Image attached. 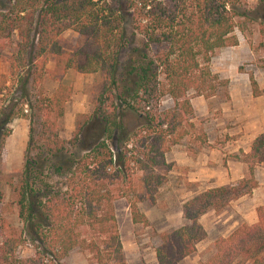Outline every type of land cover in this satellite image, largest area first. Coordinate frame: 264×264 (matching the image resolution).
I'll use <instances>...</instances> for the list:
<instances>
[{"label":"trees","instance_id":"16d2710c","mask_svg":"<svg viewBox=\"0 0 264 264\" xmlns=\"http://www.w3.org/2000/svg\"><path fill=\"white\" fill-rule=\"evenodd\" d=\"M242 19L261 21L264 37V1L250 18L241 0H0V55L10 50L0 87V170L6 127L24 118L28 142L14 204L33 247L31 256H16L25 239L0 215V264H62L74 248L95 264H128L113 203L125 199L132 223H148L138 204L155 203L173 167L165 154L187 135L181 126L193 114L188 92L207 99L222 89L227 96L228 80L210 63L217 49L238 44L234 31ZM66 30L83 38L70 52L61 44ZM50 60L61 70L58 81L69 69L105 78L91 114L64 140L56 119L71 92L61 83L50 96L42 92ZM14 85L17 95L9 97ZM164 97L173 106L162 110ZM128 111L140 120L131 131L122 121ZM232 157L247 165L248 176L186 200V223L160 235L158 264H179L196 251L207 235L203 214L251 194L254 166L264 162V131L248 152ZM256 218L216 239L205 264H264V205Z\"/></svg>","mask_w":264,"mask_h":264},{"label":"rangeland","instance_id":"374dc122","mask_svg":"<svg viewBox=\"0 0 264 264\" xmlns=\"http://www.w3.org/2000/svg\"><path fill=\"white\" fill-rule=\"evenodd\" d=\"M263 1L241 0V5L248 11L249 17L253 18ZM260 23L261 21L256 19H242L240 29L234 31L238 40L245 41L250 45L255 55L253 62L257 63V65H261V56H264V37L259 32ZM61 37V44L67 52L73 51V49L83 42V38L72 30H66L62 33ZM220 49L226 51L230 50V47ZM220 49H217L214 53L213 58L215 61L220 53ZM9 54L10 50L2 52L0 55V66H2V63H6L5 60ZM47 68L50 73H47L40 85L42 92L46 96H50L57 89L59 83L70 88L69 99L62 106L63 115L56 119L58 138L63 140L68 139L74 132L77 121L81 120L83 116L91 114L94 109L96 94L101 92L102 87L105 85V78L100 72L81 73L69 69L62 79L58 81L55 79V73H60L61 70L55 67V63L52 60L48 62ZM241 68L249 71V73L251 72L250 66H241ZM3 81L4 78L0 87L3 85ZM4 86H8V83H5ZM17 92L18 90L14 85L9 97H15ZM218 92L222 93L223 90L219 89ZM193 95H196L193 91L188 92L189 100ZM172 106L173 102L168 97H164L159 102V108L162 110ZM192 116L181 126L187 130V135L179 143L175 144H181L182 148L189 149L190 152H194V149L200 147L202 144V136L204 135L202 123L205 120L204 118L192 119ZM122 121L129 131L133 130L140 122L138 117L129 111L125 113ZM188 122L193 126L191 127ZM6 129L9 130V135L5 138L2 149L0 179L3 199L0 202V215L11 223L16 229L17 235L25 239V242L18 247L16 256L27 257L33 254V247L27 240L23 224L17 217L14 202L16 200L15 187L19 181V172L22 168L28 142V121L24 118H16L12 123L7 125ZM38 144L36 143L35 146ZM229 157H232V155H229ZM175 184L176 178L168 172L166 181L157 191L155 203L150 204L148 201H143L138 204L139 211L148 219L147 224L132 223L125 199L122 198L114 201L117 226L125 259L128 264H158L155 250L160 244V235L186 223L183 217L182 204L193 197L194 194L188 191L182 192L183 187ZM10 209L14 211L11 212ZM200 218H202V226L206 230L207 235L196 244V251L183 258L179 264H205L214 253L215 240L222 238V235L228 234V231L232 230L234 225H240L236 223L241 221L242 214L237 213L229 202L223 209L218 211L209 210ZM47 263V261H44V264ZM62 264H95V262L89 254L80 251L78 248H74L63 259Z\"/></svg>","mask_w":264,"mask_h":264},{"label":"crops","instance_id":"0c3cea01","mask_svg":"<svg viewBox=\"0 0 264 264\" xmlns=\"http://www.w3.org/2000/svg\"><path fill=\"white\" fill-rule=\"evenodd\" d=\"M223 51L220 49L216 61L212 58L210 67L220 79L228 80L227 96L225 92H218L207 99L198 95L190 98L192 119H205L201 146L190 152L178 144L165 154L166 161L174 164L169 173L176 178L175 185L183 187L182 192L194 195L212 187L235 185L248 176L247 165L229 155L248 152L252 141L264 131V56H261V65H257L253 62L255 55L250 45L241 40L230 50ZM6 63L0 66V85L9 73ZM241 66L251 67L250 73L259 91L256 96L252 93L249 71ZM253 174L257 186L251 194L230 202L232 208L242 214L236 224L254 223L256 207L264 205V162L254 166ZM238 226L234 225L232 230Z\"/></svg>","mask_w":264,"mask_h":264}]
</instances>
